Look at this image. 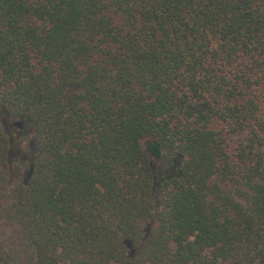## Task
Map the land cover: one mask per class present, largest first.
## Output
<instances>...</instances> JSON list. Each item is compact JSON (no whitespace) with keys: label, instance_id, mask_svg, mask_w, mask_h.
Wrapping results in <instances>:
<instances>
[{"label":"trees","instance_id":"16d2710c","mask_svg":"<svg viewBox=\"0 0 264 264\" xmlns=\"http://www.w3.org/2000/svg\"><path fill=\"white\" fill-rule=\"evenodd\" d=\"M0 264H264V0H0Z\"/></svg>","mask_w":264,"mask_h":264}]
</instances>
